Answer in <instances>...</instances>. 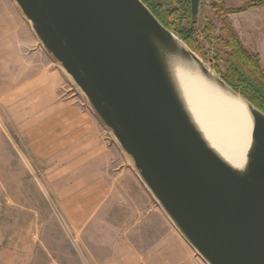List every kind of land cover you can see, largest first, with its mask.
Instances as JSON below:
<instances>
[{"label":"water","instance_id":"95a60500","mask_svg":"<svg viewBox=\"0 0 264 264\" xmlns=\"http://www.w3.org/2000/svg\"><path fill=\"white\" fill-rule=\"evenodd\" d=\"M141 181L207 264H264V113L206 68L142 0H14ZM200 0H190L196 15ZM192 67L252 119L237 169L204 139L172 73Z\"/></svg>","mask_w":264,"mask_h":264},{"label":"crops","instance_id":"0c3cea01","mask_svg":"<svg viewBox=\"0 0 264 264\" xmlns=\"http://www.w3.org/2000/svg\"><path fill=\"white\" fill-rule=\"evenodd\" d=\"M12 15V2L6 1L0 7V85H7L5 89L11 93L3 97V103L30 107L27 113L34 132L53 129L52 136H59L60 145L69 146L72 170L77 171L72 199L79 203L72 238L84 252L77 257L79 263L207 264L140 179L110 161L116 148L99 119L67 88L53 60L33 41L27 23H22L25 34L15 31V22L22 21ZM227 18L243 45L257 53L264 66V6L228 14ZM135 196L140 198L138 202ZM105 200L124 204L123 225L90 222L94 202Z\"/></svg>","mask_w":264,"mask_h":264},{"label":"rangeland","instance_id":"374dc122","mask_svg":"<svg viewBox=\"0 0 264 264\" xmlns=\"http://www.w3.org/2000/svg\"><path fill=\"white\" fill-rule=\"evenodd\" d=\"M6 1L12 2V17L22 21L15 22V31L25 34L22 23H27L33 41L42 47L14 0H0V7ZM178 1L145 0L151 8L162 14L166 11L165 18L169 23L184 24L177 18L178 12L175 9L180 8ZM246 1L249 0L221 2L230 8ZM210 2L200 0L195 15L196 36L189 43L182 41L206 68L221 75L227 71L222 18L218 9H212ZM227 15L222 17L227 18ZM7 16L10 15L7 13ZM45 53L51 58L46 51ZM258 57L264 68L259 55ZM53 63L62 74L67 88L70 87L71 91L73 89L88 105L71 77L57 62L53 60ZM6 87L7 85H0V264H80L77 257L84 253L80 251H83L82 245L72 238L76 231H72L74 214L79 204L72 199V189L75 188L72 182L76 181L77 171L72 170L69 146L60 145L59 136H52L53 129L34 132L27 113L30 107L3 103V97L11 93ZM102 126L116 148L110 161L120 163L125 172L130 170L134 177L140 179L130 157L121 149L110 130L103 124ZM44 135L51 137L46 138ZM135 198L137 202L140 199L138 196ZM91 208L94 213L90 222L97 226L123 225L125 221L126 209L123 203L96 201Z\"/></svg>","mask_w":264,"mask_h":264},{"label":"bare ground","instance_id":"6f19581e","mask_svg":"<svg viewBox=\"0 0 264 264\" xmlns=\"http://www.w3.org/2000/svg\"><path fill=\"white\" fill-rule=\"evenodd\" d=\"M186 107L208 144L237 169L246 163L252 119L244 105L204 79L195 68L172 63Z\"/></svg>","mask_w":264,"mask_h":264},{"label":"trees","instance_id":"16d2710c","mask_svg":"<svg viewBox=\"0 0 264 264\" xmlns=\"http://www.w3.org/2000/svg\"><path fill=\"white\" fill-rule=\"evenodd\" d=\"M156 18L167 29L171 30L184 42L196 36L195 15H192L190 0H179L180 8L177 18L184 24L169 23L163 14L151 8L145 0H142ZM213 10H219L221 29L224 32L223 44L225 47V60L227 71L219 75L234 91L243 96L251 104L264 113V68L260 65L258 54L247 49L241 42L238 34L229 20L223 15L245 11L251 7L264 6V0H249L236 7L227 8L221 1H211ZM173 10V12L175 11ZM169 11V10H167Z\"/></svg>","mask_w":264,"mask_h":264}]
</instances>
